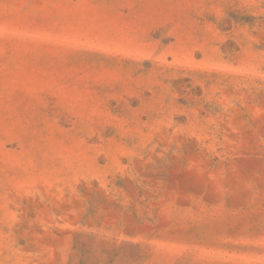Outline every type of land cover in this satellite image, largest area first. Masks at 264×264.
<instances>
[{"label": "rangeland", "instance_id": "374dc122", "mask_svg": "<svg viewBox=\"0 0 264 264\" xmlns=\"http://www.w3.org/2000/svg\"><path fill=\"white\" fill-rule=\"evenodd\" d=\"M0 264H264V0H0Z\"/></svg>", "mask_w": 264, "mask_h": 264}]
</instances>
